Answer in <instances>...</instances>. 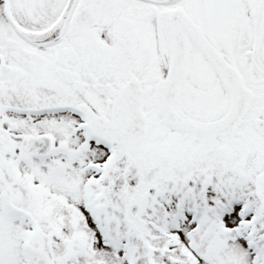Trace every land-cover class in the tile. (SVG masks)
I'll return each mask as SVG.
<instances>
[{
    "label": "snow or ice",
    "instance_id": "6c2138e0",
    "mask_svg": "<svg viewBox=\"0 0 264 264\" xmlns=\"http://www.w3.org/2000/svg\"><path fill=\"white\" fill-rule=\"evenodd\" d=\"M0 264H264V0H0Z\"/></svg>",
    "mask_w": 264,
    "mask_h": 264
}]
</instances>
